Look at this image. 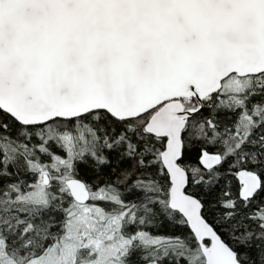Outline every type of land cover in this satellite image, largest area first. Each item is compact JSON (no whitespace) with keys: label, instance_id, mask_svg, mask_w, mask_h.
<instances>
[{"label":"snow or ice","instance_id":"snow-or-ice-1","mask_svg":"<svg viewBox=\"0 0 264 264\" xmlns=\"http://www.w3.org/2000/svg\"><path fill=\"white\" fill-rule=\"evenodd\" d=\"M0 264H264V0H0Z\"/></svg>","mask_w":264,"mask_h":264}]
</instances>
